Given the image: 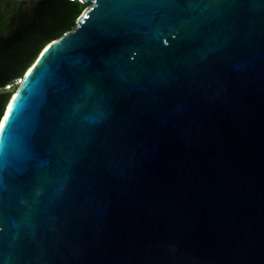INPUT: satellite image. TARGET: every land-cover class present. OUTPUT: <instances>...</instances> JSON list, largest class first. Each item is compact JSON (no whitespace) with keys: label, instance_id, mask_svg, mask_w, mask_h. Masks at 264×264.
Segmentation results:
<instances>
[{"label":"water","instance_id":"1","mask_svg":"<svg viewBox=\"0 0 264 264\" xmlns=\"http://www.w3.org/2000/svg\"><path fill=\"white\" fill-rule=\"evenodd\" d=\"M78 2L0 118V264H264V0Z\"/></svg>","mask_w":264,"mask_h":264},{"label":"trees","instance_id":"2","mask_svg":"<svg viewBox=\"0 0 264 264\" xmlns=\"http://www.w3.org/2000/svg\"><path fill=\"white\" fill-rule=\"evenodd\" d=\"M86 7L78 0H0V90L11 89L0 97V118L17 88L10 84L21 81L41 50L69 31Z\"/></svg>","mask_w":264,"mask_h":264},{"label":"rangeland","instance_id":"3","mask_svg":"<svg viewBox=\"0 0 264 264\" xmlns=\"http://www.w3.org/2000/svg\"><path fill=\"white\" fill-rule=\"evenodd\" d=\"M20 0H9V2L10 3H18ZM6 13V15L8 14L7 12H8V10L7 11H5ZM11 87H14V86H11ZM4 88V87H3ZM11 89H9V88H7V89H3V90H0V97H3V94L4 93H6V91H10Z\"/></svg>","mask_w":264,"mask_h":264},{"label":"built area","instance_id":"4","mask_svg":"<svg viewBox=\"0 0 264 264\" xmlns=\"http://www.w3.org/2000/svg\"><path fill=\"white\" fill-rule=\"evenodd\" d=\"M19 83H20V79H16V80H14V82L12 84H10V86H15V85L17 86ZM7 88H8V86L5 85L4 89H7Z\"/></svg>","mask_w":264,"mask_h":264},{"label":"snow or ice","instance_id":"5","mask_svg":"<svg viewBox=\"0 0 264 264\" xmlns=\"http://www.w3.org/2000/svg\"><path fill=\"white\" fill-rule=\"evenodd\" d=\"M47 51V49H45ZM5 128V123L4 121L0 120V130H3Z\"/></svg>","mask_w":264,"mask_h":264},{"label":"bare ground","instance_id":"6","mask_svg":"<svg viewBox=\"0 0 264 264\" xmlns=\"http://www.w3.org/2000/svg\"><path fill=\"white\" fill-rule=\"evenodd\" d=\"M11 98H12V96L10 97V99H11ZM10 99H9V101H10ZM9 101H8V102H9Z\"/></svg>","mask_w":264,"mask_h":264}]
</instances>
